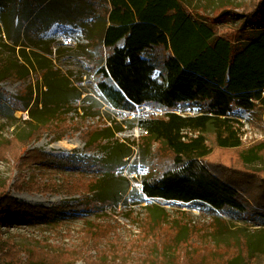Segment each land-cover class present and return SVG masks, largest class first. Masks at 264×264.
Masks as SVG:
<instances>
[{"label":"trees","instance_id":"1","mask_svg":"<svg viewBox=\"0 0 264 264\" xmlns=\"http://www.w3.org/2000/svg\"><path fill=\"white\" fill-rule=\"evenodd\" d=\"M189 1L84 0L91 16L103 20L99 39L106 57L97 71L95 90L88 91L82 99L83 93L56 67L52 47L42 53L37 49L28 50L30 46L25 42L31 20L52 0H0V84H21L15 95L0 87V115L15 122H20L14 118L16 112L29 115L23 121L26 126L23 131L15 129L6 137L0 136V159H12L19 175L32 167L38 168L43 177L55 178L66 172L62 183L50 181V185L42 187L43 192L81 195L72 206L33 207L6 195L11 183V178H6L0 181V227L10 222H27L56 229L61 222L59 217L67 209L116 207L125 201L128 193L139 191L142 197L165 203L200 202L214 213L242 221L244 227L233 225L236 243L231 248L232 255L218 264L250 262L257 252L264 251V174L245 168L264 160V142L241 148L242 124L232 115L235 108L252 111L258 104L264 105V12L261 7L264 0L254 2L244 11L242 31L230 38L218 35L214 19L205 12L202 15L192 12ZM230 5L222 2L214 12H226L227 7L232 8ZM86 36L89 40L87 31ZM80 100L82 107L72 106ZM187 103L200 105L201 114L182 116L174 112L179 105ZM103 105L109 108L107 111L126 113H135L143 106L164 111L162 118L139 120V127L146 132L144 141L169 152L174 167L156 177L143 178L130 191L134 179L115 176V173L131 160L137 163L139 153L145 147L150 152L151 147L144 141L138 148L135 142H121L111 126L96 127L82 135L87 151L103 150L101 159L58 158L27 149L41 140L46 131L62 139L67 131L56 130L59 128L56 123L66 112L81 110L86 116H97ZM123 123L132 122L126 120L120 125ZM187 131L196 136H188ZM223 152L237 154L240 167L238 170L227 167L226 171L235 172L241 180L225 179L216 172H222L219 167L222 164L214 165L213 169V162H207L206 158ZM142 158L146 163L150 156L144 157L143 152ZM129 171L132 173L135 169ZM39 184L34 181L26 186L18 185V189L41 190ZM167 218L163 208L155 204L148 207L144 227L157 249L178 246L188 240L181 239L182 225H173L171 220L169 228L174 234L170 239L165 238L160 230L168 224L164 223ZM219 226L224 227L218 232L219 237L223 238L225 233L231 235L225 223ZM103 227L92 226L86 231L88 236H95L92 244L98 243ZM230 235L224 239L227 247ZM53 246L46 249L41 242L18 245L13 236L4 239L0 230V262L73 264L86 254L83 246L76 250L61 249L59 253L52 251ZM22 253L27 257L25 262L18 259ZM99 254L107 258L106 251ZM206 260L203 258L200 262L214 264L205 263ZM107 262L106 259L90 264ZM193 263H196L194 259L188 262Z\"/></svg>","mask_w":264,"mask_h":264},{"label":"rangeland","instance_id":"2","mask_svg":"<svg viewBox=\"0 0 264 264\" xmlns=\"http://www.w3.org/2000/svg\"><path fill=\"white\" fill-rule=\"evenodd\" d=\"M262 0H190L191 11L205 15L214 19V25L218 35L228 36L229 38L238 34L243 29V13L254 2ZM230 3L232 8H226V12H214L220 3ZM264 12V1L261 3ZM245 7V8H244ZM244 8V9H243ZM250 8V7H249ZM225 9V8H224ZM205 10V11H204ZM237 15V16H234ZM235 17H240L239 19ZM103 20L91 16L90 8L84 0H52L45 5L39 13L31 20L25 42L30 46L28 50L37 49L39 52L47 53L52 47V58L57 68L71 80L83 94L82 99L88 91H94L95 80L98 69L103 66L106 51L99 39V27ZM86 28V29H84ZM87 35L90 38L87 39ZM1 32V29H0ZM69 40V44L65 40ZM123 45V41L120 42ZM158 75V72L155 74ZM35 78L36 75L32 74ZM0 87L5 91L15 95L21 89L20 83L3 82ZM98 99V98H97ZM101 102V101H100ZM82 102L76 101L73 107H82ZM106 109V110H105ZM103 105L100 115L86 116L81 110L66 112L56 123V130H66L62 139H57V135L46 131L41 140L33 142L28 146V150H38L43 153L58 157H74L76 159L95 158L101 159L104 156L102 149L86 150V143L83 140L85 131L96 127H112L114 136L123 143L135 142L138 145L144 141L146 132L139 127V120L143 118H162L164 111L152 110L143 106L135 113L120 111H110ZM201 106L198 104H182L176 109L178 113L198 114ZM233 118L240 121L241 127V148H249L255 144L264 142V105L258 104L256 109L247 111L242 108H235L232 112ZM14 118L20 120L15 122L10 117L3 118L0 115L2 126H0V136H8L16 129L23 131L26 126L23 121L29 118L28 112H16ZM130 120V125L120 123ZM117 127V128H116ZM188 136H196L189 131L185 132ZM148 146L150 142L144 141ZM150 152L145 147L142 154L139 153L137 163L131 160L128 165L120 167L115 176H123L127 179H134L130 191H134V185L145 177H156L161 172L174 167L173 160L168 151L158 148L156 144L150 146ZM136 149V147H135ZM144 157L150 158L144 162ZM207 162H213L219 166L222 172L216 171L225 179L239 181L240 177L235 176V172H228L229 169H237L241 163L234 152H223L217 156L212 155L206 158ZM226 165V166H223ZM246 169L254 170L256 173L264 174V160L247 165ZM130 169H135L130 172ZM211 172V171H209ZM213 173V172H211ZM34 174L36 176H34ZM214 174V173H213ZM66 172L59 173L55 178L40 174L36 167H32L19 175L13 167L12 159H0V181L11 178L10 186L7 188L6 195L20 203H26L33 207L55 209L66 205H75L81 199V195H68L66 193L43 192L44 185L52 183H62ZM19 181V182H18ZM38 181V189L41 190H19L18 185H28ZM17 184V185H16ZM116 207L105 206L96 210L77 211V208H70L59 217L61 222L56 229L49 230L43 227L44 224L29 225L27 222H10L0 227L3 238L13 236L14 242L18 245H35L38 242L48 248L54 245L53 250L59 253L61 249H77L83 246L85 256L77 258L73 264H90L91 262L106 261V264H188L192 259L193 264H199L203 258L207 262L218 264L219 261L232 255L231 248L235 245L233 225L238 224L244 227L243 222L228 217L227 214L214 213L210 207L200 202L182 204L177 202H160L142 197L141 193H128ZM153 204L163 208L167 215V220L160 232L165 238L173 236V229H170V220L182 225V238L187 242L181 245H173L166 249H157L154 240L146 234L144 224L147 220L148 207ZM226 224L230 233L222 238L218 232L224 229L219 224ZM43 225V226H40ZM92 226H104L101 238L97 244L92 239L93 235H87L86 231ZM227 232V231H226ZM230 235V246L224 239ZM240 236V235H239ZM236 239V238H235ZM97 247V248H95ZM99 251H106V257H101ZM163 256V257H161ZM22 262L27 261L25 253L18 258ZM0 264H12L0 262ZM212 264V263H211ZM242 264H264V251L257 252L255 259L247 260Z\"/></svg>","mask_w":264,"mask_h":264},{"label":"built area","instance_id":"3","mask_svg":"<svg viewBox=\"0 0 264 264\" xmlns=\"http://www.w3.org/2000/svg\"><path fill=\"white\" fill-rule=\"evenodd\" d=\"M65 43H66V44H69V40L66 39V40H65ZM187 104H188V103H187ZM179 106H180V105H179ZM179 106H178V107H179ZM178 107H177V109H178ZM174 112L177 113V114H179V115H182V116H198V115L201 114L200 112H199L198 114H193V115H190V114H184V113L181 114V113L176 112V110H175Z\"/></svg>","mask_w":264,"mask_h":264}]
</instances>
